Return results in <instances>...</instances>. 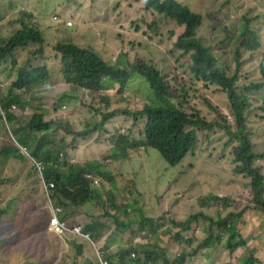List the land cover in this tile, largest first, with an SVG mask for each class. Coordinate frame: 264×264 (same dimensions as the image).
<instances>
[{
	"label": "trees",
	"instance_id": "trees-1",
	"mask_svg": "<svg viewBox=\"0 0 264 264\" xmlns=\"http://www.w3.org/2000/svg\"><path fill=\"white\" fill-rule=\"evenodd\" d=\"M91 2L95 1L80 0L81 8L75 4L79 17L75 19L71 33L79 24H85L89 17L98 19V13H88L92 8ZM146 5L164 18L175 21L181 29L174 45L189 59V63H186V82L180 83L174 76H168L161 73L160 69L154 68L150 64L157 63L153 57L141 52L123 31L114 35L117 43L110 50L103 52L74 42L56 41L47 44L43 41L38 27L23 24L20 29L14 30L5 43H0V82L4 86L1 89L5 92L0 96V112H3L0 122L8 126L0 143V165L2 161L8 160L3 198L7 197V203L14 206L15 200L24 194L25 181L31 180V177L27 176L26 167L42 162L45 168L49 157L67 150L65 140L72 139L76 142V138L84 135L75 132L83 125L74 115L63 112L66 107L61 102L75 99L76 89L103 88L102 82L105 80L108 85L107 96L118 100L121 105L119 114L124 113L133 121H140L144 117L147 120L142 133L137 134L131 143L129 135L116 132L109 154L104 158L115 162L109 165L110 173L114 175L110 176L116 192L112 212L105 211L103 216L98 215L106 218L107 225L97 219L100 224L98 228H93L92 224L84 226V230L96 239H100L108 231L104 246L99 251L102 252L105 247L110 246L118 248L109 258L110 264H186L188 258H193L197 264H218L207 258V253L214 251L216 247H224L229 254L237 252L235 262L245 258L244 264H256L258 261L247 248V241L255 242L257 236L264 232L250 233L246 239L239 235L237 226L242 222V216L247 210L237 208L235 212L229 211L233 203L226 197L227 191L239 185L221 181L215 163L220 154L218 147L224 130L231 140L237 143L232 152L235 172L249 180L251 203L247 208L260 213L264 219V176L260 175L259 168L253 166L255 158H264V151L259 155L252 152L246 126L250 102L247 95L241 92V87H245L251 92L264 93V71L256 73V77L249 83L239 85L242 54L239 51L234 54V73L228 68L218 67L210 50L203 46L197 37V30L201 23L206 21L202 14L192 12L177 0H147ZM3 15L4 11L0 9V26ZM24 16L27 15L22 14L17 20L23 22ZM109 22L108 19L107 23ZM250 22L244 16L240 30L235 36L245 51H250L254 45L250 39H244L250 32ZM71 26L67 28L70 29ZM46 48L55 52L53 62L59 63L58 74L55 76L62 77L63 82L68 84L69 93L58 98L49 90V80L53 76L51 69L46 65L38 69L28 67L30 61ZM23 50L27 51L25 59H22ZM11 54L13 58L9 57ZM106 58H114L115 64H108ZM21 62H24L23 65H20ZM93 75L96 76L94 80ZM192 81L206 89L213 86L216 91L225 95L224 105L230 110L233 125H224L226 116L220 114L214 108L216 106L207 100L206 108L217 114L213 118L201 116L200 111L195 108L189 112L185 110L181 100L188 98L190 89L187 85ZM149 91L151 95H148ZM37 97L53 98L51 107L43 106L38 101L39 111L32 108L33 113L27 117L20 109L33 103ZM61 106L63 110H59ZM139 107L143 109L129 112ZM260 109L264 112V102ZM111 116L113 114L109 113L104 118ZM17 118L25 122L20 123ZM103 125L104 123L99 126ZM83 128L90 131L88 127ZM56 132L60 135L59 141L51 139ZM149 149L157 151L167 165L176 167L171 182L173 189L180 173L179 164L187 155L192 156L197 151L200 154H211L207 160H199L184 175L182 186L190 188L195 180H211L215 191L212 195L200 198L199 205L200 208H207L211 204L215 208L216 220H208L200 211L186 217L183 210H178L181 207L169 199L167 209L162 212L156 208L148 211L141 207L138 210V180L141 173L149 169L146 161L153 159ZM87 166L91 167L89 164ZM103 167L101 163H95L97 171ZM44 174L43 170V176ZM51 174V171L47 173V180L51 178ZM226 212L227 215L222 218ZM2 214L3 211H0V217ZM171 215L174 217L171 218ZM199 220L208 222L203 228L204 238L196 239L195 236L198 235L195 231L191 232V237L184 236L183 233L190 234L192 224ZM170 229L172 233L169 240L174 239L176 243H180L184 239L190 253L178 254L171 260L165 257V251L162 249L164 242L160 237L164 235V230ZM146 230H149L147 237ZM196 240L199 241L198 245L191 247V243ZM83 247L84 244H81L74 251L81 252ZM96 261L93 256L91 261L85 260L83 264H93ZM33 264L41 263L36 260ZM219 264L225 263L221 261Z\"/></svg>",
	"mask_w": 264,
	"mask_h": 264
},
{
	"label": "rangeland",
	"instance_id": "rangeland-1",
	"mask_svg": "<svg viewBox=\"0 0 264 264\" xmlns=\"http://www.w3.org/2000/svg\"><path fill=\"white\" fill-rule=\"evenodd\" d=\"M80 0H0V9L4 11L2 17V24L0 26L3 43L10 38L16 28H21L22 24L27 26L38 27L41 31L43 41L47 44L58 42H74L81 46H90L94 50L103 52L110 50L114 44L117 43V39L114 37L118 31H123L129 38H131L136 47L143 53H147L153 57L155 62L150 63L156 69H160L168 76H174L176 81L184 83L188 79L186 73V63H189V59L181 51L177 50L174 45V41L177 35L181 32V29L175 23V21L166 19L162 15L157 14L152 8L143 6L136 0H94L90 12H96L99 14L97 20L93 17H89V20L85 24H79L78 27L71 33L75 26V19L79 17V11L76 6L79 5ZM178 2L186 5L192 12L202 14L206 21L201 23L197 30V37L201 40L203 46L210 50V53L216 59V65L218 67L228 68L232 73L235 71L234 54L236 50L242 54L241 70L238 75V84L241 85L249 83L256 77V65L258 59L262 54L264 47V0H177ZM88 5V4H86ZM83 9V8H82ZM24 16V21L17 20L20 15ZM248 18L251 22L249 25L250 32L244 39H250L253 43L257 39L260 42V48L255 52L245 51L240 47V43L236 41L235 36L240 30V25L243 21V17ZM54 17L61 19L60 23L53 21ZM109 19V23H107ZM69 20L73 23L70 29H68L63 21ZM60 33V34H56ZM21 54V52H19ZM54 51L51 48H46L43 59L41 56L34 57L30 63H34L37 66L39 63H44L49 67L51 74L49 80V90L53 95L58 98L62 94L69 93L68 84L64 83L62 77L55 76L58 74L59 63L53 62ZM9 57L13 58V54ZM27 57V51H22V59ZM111 65L115 64L112 59L106 58ZM24 62H21V65ZM29 70V69H27ZM30 71V70H29ZM187 87L188 98L181 100L184 104L186 111H190L195 108L200 111L201 116H205L207 119L217 116L216 112L206 108L205 101H210L222 115H225L227 120L224 125L232 124L230 117V110L224 105L225 95L214 89L213 86L209 88L201 87L200 84L192 81L189 82ZM247 88L241 87V92L247 95L250 108L247 112L246 126L249 132V141L252 151L260 153L264 149V112L260 109L264 102V93L251 92L246 90ZM77 90V89H76ZM149 91L148 95H151ZM53 99V98H52ZM52 99H40L37 97L33 102L34 105H39L38 101L43 106L51 107ZM62 105L66 108L63 110V106L59 110H63L65 113H69L77 117L81 125L88 124L90 119L89 114L94 116H100L107 109H113L117 107L120 110L121 105L118 100L105 96L103 93L96 91L93 95H89L85 98V94L81 91L77 92V97L72 100L62 101ZM97 117L96 120H98ZM209 121V120H208ZM82 127V126H81ZM129 127V125L127 126ZM133 127V126H132ZM220 144L218 151L219 157L215 163V169L219 171V179L227 182L228 184H238L239 186L227 191L226 197L232 200L235 208H244L247 212L243 215L242 222L238 225H263L264 219L262 215L249 207L251 203V191L249 187V180L243 176L237 175L234 171L232 164V151L234 143L230 136L223 130L221 133ZM98 138H94L91 141L90 150L94 151ZM2 138L0 137V142ZM81 140L80 143H83ZM67 145L70 149H67L63 154H67L70 161L82 164L86 161L92 160V155H88L83 152V147L75 148L73 140L69 139ZM152 155V160H147L146 164L149 170L159 169V178L153 182L155 191L160 190L162 197L172 200L177 203L181 208L179 211H184L185 216L201 212L205 214V217L210 219H216L215 208L210 204V207L200 208L199 199L212 195L215 191V187L211 180H195L190 188L182 186V179L184 175L197 164L199 160H207L211 154L209 152L199 153L195 152L192 156H187L186 159L179 166V175L176 180V185L179 186V191L171 188L169 184H166L167 178L173 175V171L176 167H170L165 163L160 154L152 149H149ZM257 167L261 168V175L264 176V160H257L255 162ZM28 171H30L28 169ZM45 174L47 168H44ZM176 177V173H175ZM172 178L170 179V183ZM24 188L29 190H36L39 187V183L36 179L25 181ZM165 187V188H163ZM163 188V189H161ZM138 195V210L146 208L151 211L148 206L147 187L139 177L137 185ZM222 190V189H220ZM116 197L114 190L113 200ZM152 198L159 201V194L153 195ZM157 209L162 208V203L155 204ZM3 207V206H1ZM104 209H98L96 215H103ZM158 213V212H156ZM146 214V213H145ZM189 214V215H188ZM226 214L223 213L222 217ZM174 217L171 215V218ZM45 221V214L40 209H34L31 202L27 201L23 207L19 209V214L15 218L5 217L2 221H14L19 224H26L29 221ZM208 225L207 221L199 220L193 224V231L196 232L198 237L196 239L204 238L203 228ZM36 225H0V263L7 262V257L17 249V247H23L22 237L29 232L35 230ZM42 227V225H41ZM259 226L258 228H260ZM192 231V232H193ZM216 231V230H215ZM161 241L167 245L171 243L172 230H164ZM184 236L191 237L190 234L183 233ZM239 235H242V230H239ZM146 236V235H145ZM104 238L100 239L89 238L84 245L82 253H76L74 250L68 254L58 256L54 254L44 259H39L41 264H49L54 257H59V261L53 264H74L75 260L80 264L84 258L93 254L100 256L99 249L103 245ZM199 241H193L191 247H196ZM220 259L230 264L234 262L237 252L229 254L228 250L224 247L219 251ZM30 259L34 260L29 256ZM243 262V261H242ZM34 262H25L24 264H33Z\"/></svg>",
	"mask_w": 264,
	"mask_h": 264
},
{
	"label": "clouds",
	"instance_id": "clouds-1",
	"mask_svg": "<svg viewBox=\"0 0 264 264\" xmlns=\"http://www.w3.org/2000/svg\"><path fill=\"white\" fill-rule=\"evenodd\" d=\"M136 2L140 4L143 3V6L147 7V0H136ZM53 21H55L56 23H60L61 19H57L54 17ZM63 24L66 27H69L72 25V22L66 20L63 21ZM1 31L2 30L0 29V43L2 44L3 39ZM259 48L260 42L256 39L252 49L249 52H255ZM44 52L39 55L42 59L44 58ZM113 60L114 59H112V61ZM44 65V63H39L37 66H34V63H30L28 67L29 69H38ZM255 69L257 73H262V71H264V47ZM95 77L96 76L93 75L92 79L94 80ZM102 86L103 88H97V90H89L83 88L77 89L76 92L81 91L85 94V98H88L89 95H93V93L96 91H99L107 96L108 85L105 80L102 82ZM1 87L4 86L0 82V96L4 95L5 93L1 89ZM145 104L147 103L145 102ZM32 108H35L39 111V105H34L33 103L28 104L24 109L20 110L25 113L27 117H30L33 113ZM142 109L143 107H139L131 109L129 110V112H136ZM119 112L120 110L115 107L113 109H107L100 116L89 114L90 119L87 121L88 124H84L83 127H88L90 131L84 130L83 127L75 130L77 134H84L83 136L76 138V142H73V144H75V148L77 149L78 147H83L84 153L93 156L91 161H86L82 164H79L74 161H70V158L73 157L76 153L73 156L69 157L67 154H63L67 150L63 152H57L56 155L49 157L45 163L47 173H49V171H51L52 173L49 180H47V173L43 176L44 165L42 162H36L26 167L27 176L31 177L30 179H36L39 183V187L33 191L23 187L24 194L17 200H15L14 206H10L7 203V197L3 198L8 160L2 161V164L0 165V211H3V214L0 217V225H36V227L34 231L29 232L22 237L23 247H17V249H15L9 257H7V262L0 264H24L25 262L29 261H39V259H44L46 257L50 259V256L54 254H57L58 256L68 254L81 244L85 245V242L89 238H93L91 237V234L89 232L84 230L85 225L92 224L93 228H98L100 224L97 219H100L106 223V218L101 217L103 215L96 216V211L102 207L106 212H112V203L115 188L114 181L110 176L112 173H110L109 165L115 162L111 161L110 159L104 158L109 154V151L112 147L113 135L116 132L127 134L129 135V141L131 143L137 134L142 133L144 124L147 120L146 117H144L140 121H133L130 116L124 113L119 114ZM109 113H112L113 116L105 119L104 116ZM0 115L3 116V112H0ZM97 117H99L98 120H96ZM17 120L20 123L25 122V120L20 118H17ZM231 120L232 124L228 125H233V119L231 118ZM102 123H104V125L99 126ZM128 125L129 127H127ZM7 129L8 126L0 122V137L2 138V141L4 131ZM93 129L95 130L93 131ZM46 137H50V135H46ZM93 137L95 139L99 137V139L97 140L94 151H91L90 145ZM51 139L53 141H59L60 135L56 132L55 135L51 137ZM81 140H84V144L80 143ZM68 141L69 140H65L64 142L67 144ZM233 143L235 144V147L237 143ZM67 149H70V147L67 146ZM263 151L260 153H255L253 151L252 152L255 155H259L263 153ZM186 157L183 159V161L186 159ZM257 160H264V158H255L253 164L254 167H257L255 165V162ZM97 162L101 163L104 166L99 171H97V169L95 168V163ZM120 162L122 163L123 161ZM181 163L179 164V166L181 165ZM88 164L91 165V167H88ZM233 166L235 168L234 164ZM257 168H259L261 175V168ZM28 169L30 171H28ZM159 173V169L155 171L146 169L141 173L140 177L143 184L145 185V187H147L148 190L146 204H148L150 208H156L155 204L161 202L162 208L159 209V211L162 212L167 209V199L161 196L160 190L155 191L153 187V182L159 178ZM171 178L172 176H169L166 182V184H169L170 186ZM178 189L179 186L176 185L175 190L179 191ZM156 194H159V201H156L152 198V196ZM27 201L33 204L34 209L38 208L43 211V213L45 214L44 222L34 220L29 221L26 224H19L14 221H2L5 217L15 218L19 214V209H21L24 203ZM236 209L237 208L233 206L229 209V211L235 212ZM221 212H223L222 209ZM227 213L228 212H226L225 214L227 215ZM259 226L261 225H238L237 227L239 230H242L241 237L243 239H246V236L250 233L256 234L258 232H264V227L258 228ZM193 230L194 228L192 224L191 232ZM107 235L108 231L102 237L105 239ZM145 235L146 237L149 235V230L145 231ZM1 244L2 241H0V246ZM103 246L104 241L102 247ZM247 248L251 250L253 257L258 261V263L256 264H264V234L258 235L255 242L247 241ZM162 249L165 251V257L168 260L173 259L176 255L181 253H190L189 247L184 243V239L181 240L180 243H176L174 239H171V243L168 245L164 243ZM117 250L118 248L113 246L105 247L102 252H99L100 256H96L95 254H93L89 257L84 258L80 264H83L85 260L91 261L93 256H95L97 259V261L93 262V264H110L109 258H111ZM219 251L220 248H214V251L207 253V258H209L210 260H214L219 264L221 261H223L220 259ZM76 253H82V251ZM29 256L34 260L30 259ZM59 260V257H54L51 261H48V263H57ZM244 260L245 258H241L238 261L234 262L235 264H244ZM223 262L225 264H228L225 261ZM74 264L79 263L77 262V260H75ZM186 264L197 263L193 258H188Z\"/></svg>",
	"mask_w": 264,
	"mask_h": 264
},
{
	"label": "built area",
	"instance_id": "built-area-1",
	"mask_svg": "<svg viewBox=\"0 0 264 264\" xmlns=\"http://www.w3.org/2000/svg\"><path fill=\"white\" fill-rule=\"evenodd\" d=\"M70 24V23H69Z\"/></svg>",
	"mask_w": 264,
	"mask_h": 264
}]
</instances>
